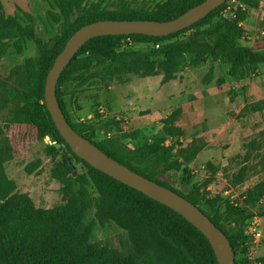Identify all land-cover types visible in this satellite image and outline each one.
<instances>
[{
	"label": "trees",
	"instance_id": "16d2710c",
	"mask_svg": "<svg viewBox=\"0 0 264 264\" xmlns=\"http://www.w3.org/2000/svg\"><path fill=\"white\" fill-rule=\"evenodd\" d=\"M55 1L59 3L64 18L61 28L64 33L49 43L37 37L29 14L19 10L6 17L0 3V57L9 47L20 51L25 41H34L39 51L38 58L28 62L31 66L28 78L11 92L8 100L10 116L3 126L0 125V264H218L207 239L182 216L76 157L56 130L44 102L45 80L55 58L70 36L83 26L100 20L168 21L203 0L188 7L168 0L160 7L164 11L162 17L139 13L138 4L144 0ZM229 1L188 28L164 37L129 34L97 36L88 40L60 74L56 98L67 122L80 136L118 163L197 206L226 235L237 256L246 250L247 235L241 225L253 215L250 210L259 203L257 192L262 191V187L247 189L243 207L237 208L218 197L206 198L199 190L184 195L159 181L158 177L189 164L197 151L178 148L177 140L184 137V130L178 126L181 108L173 109L162 120L161 140L149 139L137 148H131L122 139L113 138L105 148L86 134V127L76 129L63 106L64 98L85 92L97 82L105 84L122 75L151 76L162 72V81L169 82L175 79L181 66L179 58L184 56L188 57V65L192 67H200L209 61L212 65L225 66L228 77L236 82L246 79L256 66L264 64L263 53L242 43V23L255 7L256 0H238L250 10L238 9L234 17H225L222 11ZM128 37L135 46L164 43L154 51H118ZM210 80L211 77L205 83ZM10 125L31 126L36 130L38 140L47 136L60 145L59 148L45 145L44 153L55 161L50 175L60 185L58 192L63 197V204L49 209L36 207L30 196L20 193L15 182L7 176L5 165L16 154L6 134ZM137 136V133H131L122 138L135 139ZM167 139L174 140V143L166 146ZM56 153L61 155L59 163ZM72 160L87 169L97 193L99 225L104 227L114 223L127 233L130 247L125 254L119 255L89 243L90 234L83 212L71 190ZM39 162L28 164L25 172L30 174L32 167ZM233 182L241 183L242 178L234 176ZM257 215L264 216V208ZM228 219H233L234 228L226 231L221 223ZM261 261L264 264V256Z\"/></svg>",
	"mask_w": 264,
	"mask_h": 264
},
{
	"label": "rangeland",
	"instance_id": "374dc122",
	"mask_svg": "<svg viewBox=\"0 0 264 264\" xmlns=\"http://www.w3.org/2000/svg\"><path fill=\"white\" fill-rule=\"evenodd\" d=\"M167 1L144 0L138 4L137 11L145 16L162 17L164 11L160 7ZM199 1L175 0L178 5L186 7ZM0 3L6 17L19 10L29 14L37 37L45 43L54 42L64 33L61 30L64 18L55 0H0ZM242 27L247 35L242 43L264 54V39L257 34L259 28L264 29V0H256ZM129 50L146 51L144 45H136ZM38 56L34 41H25L20 51L9 47L0 57L1 126L10 116L8 100L11 92L28 78L31 68L28 62ZM179 60V71L169 82L162 81V72L151 76L122 75L105 84L97 82L85 92L64 98V111L76 129L86 127V134L93 141L102 143L103 147L107 148L111 139L120 138L126 146L137 148L149 139L161 140L160 134H154V130L160 126L164 116L175 108H181L178 126L184 130V142L178 148L197 151L189 164H183L178 171L162 175L158 180L184 195L199 190L206 198L218 197L241 208L247 189L256 186L264 189V64L256 66L246 79L236 82L228 77L225 66L210 65L212 63L206 61L200 67H192L188 65V57H180ZM210 77V82L205 83ZM100 109L107 116L100 113ZM131 133H137V138H122ZM6 134L14 147V158H22L24 162L36 156L43 157L44 147L49 145L45 138L38 140L36 130L28 125H10ZM54 155H57L55 158L59 163L61 155ZM72 164L71 190L83 212L90 234L89 243L119 255L125 254L130 247L127 233L114 223L104 227L99 225L98 197L87 169L73 160ZM5 170L9 178L11 170L17 173V177L12 179L17 184L26 179L20 169L6 165ZM38 175H44L46 186L41 187L37 197L45 198L44 192H47L53 199L48 198L45 206L63 204V197L58 187L55 188L56 181L46 171ZM234 176L241 177L242 182L235 184ZM36 179L39 180L38 177ZM263 208L264 203L257 202L250 210L253 215L241 225L246 235L248 223ZM219 213L222 214L223 209ZM258 217L264 234V216ZM221 226L226 231L232 230L233 219L222 222ZM259 253L264 256V240ZM244 254L245 251L235 256L237 263L242 262Z\"/></svg>",
	"mask_w": 264,
	"mask_h": 264
},
{
	"label": "water",
	"instance_id": "95a60500",
	"mask_svg": "<svg viewBox=\"0 0 264 264\" xmlns=\"http://www.w3.org/2000/svg\"><path fill=\"white\" fill-rule=\"evenodd\" d=\"M226 0H203L182 15L168 21L153 20H100L85 25L67 40L55 58L44 85V102L52 122L70 150L92 168L122 184L135 189L150 199L170 208L197 228L209 242L218 264H235V253L226 237L215 224L194 204L171 189L130 170L102 152L91 141L80 136L67 122L56 98L60 74L78 50L97 36L141 34L164 37L195 24ZM49 145H60L45 137Z\"/></svg>",
	"mask_w": 264,
	"mask_h": 264
},
{
	"label": "built area",
	"instance_id": "2783aa9c",
	"mask_svg": "<svg viewBox=\"0 0 264 264\" xmlns=\"http://www.w3.org/2000/svg\"><path fill=\"white\" fill-rule=\"evenodd\" d=\"M238 9H240L241 11L250 10L247 5L241 3L240 1L230 0L227 7L222 11V15H224L225 17H234L235 12ZM257 34L263 37L264 39V29L263 28H259ZM245 35L246 33H244V38H245ZM122 43L123 45L118 49V51H123V50L135 47V44L129 37L125 38ZM163 43L164 42H155L152 44L150 43V44H143V45L146 51H154V50H158ZM100 113L104 114V116H107L103 109H100ZM177 141L180 145L183 144L184 142L183 138H179ZM173 143H174V140L172 139H167L165 141L166 146L171 145ZM262 192H264V189H262V191L257 192L258 195H260L259 203L264 200V196L262 195ZM234 205L236 204L234 203ZM247 236H248V242L246 243L244 259L242 260V262H238L237 264H262L261 255L259 251L261 248V244L264 240V234H263V230H262L261 223L259 221L258 216H253L251 221L248 223Z\"/></svg>",
	"mask_w": 264,
	"mask_h": 264
},
{
	"label": "crops",
	"instance_id": "0c3cea01",
	"mask_svg": "<svg viewBox=\"0 0 264 264\" xmlns=\"http://www.w3.org/2000/svg\"><path fill=\"white\" fill-rule=\"evenodd\" d=\"M210 65H212V64H210ZM214 65L221 66L218 64H214ZM115 96H116V94H115ZM166 116H164V118ZM161 128H162V122H161L160 126L157 128V130H154V134L155 133L161 134ZM148 131H151V130H148ZM42 156L43 157L36 156L35 158L30 159L29 161H26V162L22 161V158L16 157L13 160H11L10 162L6 163V165L8 167L12 166L15 169H20L26 175V179L23 181H20L19 184H17L14 181L16 186H17V190L20 193H27L30 196V198L33 200L36 207L49 209L52 207L45 206V203L48 202V198L53 199V197L51 195H49L47 192H44V194L46 195L45 198L39 199L37 197V195L40 193V191H42L41 189L46 186V185H44V177H43L44 175H38V174H42L43 171H46L48 173V175L51 177L50 171L53 168V166H52L53 163H52L51 157L47 156L45 154H42ZM37 161H40V162L37 166L32 167L31 173L30 174L26 173L25 172L26 166L30 163L37 162ZM6 165H5V167H6ZM10 174H11V177H10L11 180L15 179L17 177V175H16L17 173L13 170H11ZM37 177L39 180L36 179ZM55 184H56L55 188L58 187L57 189L59 190V187H60L59 183L56 181ZM37 203H39V204L37 205Z\"/></svg>",
	"mask_w": 264,
	"mask_h": 264
}]
</instances>
